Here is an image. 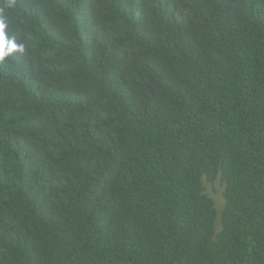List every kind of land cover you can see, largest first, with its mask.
<instances>
[{
    "label": "trees",
    "instance_id": "16d2710c",
    "mask_svg": "<svg viewBox=\"0 0 264 264\" xmlns=\"http://www.w3.org/2000/svg\"><path fill=\"white\" fill-rule=\"evenodd\" d=\"M0 264H264V0H0Z\"/></svg>",
    "mask_w": 264,
    "mask_h": 264
},
{
    "label": "rangeland",
    "instance_id": "374dc122",
    "mask_svg": "<svg viewBox=\"0 0 264 264\" xmlns=\"http://www.w3.org/2000/svg\"><path fill=\"white\" fill-rule=\"evenodd\" d=\"M205 188H206V193L214 200L216 208L220 212L222 208V196H221L223 190L222 186L218 181H216L214 185L205 184ZM218 227L219 225L217 224L216 230Z\"/></svg>",
    "mask_w": 264,
    "mask_h": 264
}]
</instances>
